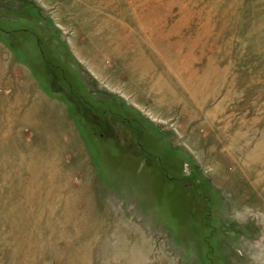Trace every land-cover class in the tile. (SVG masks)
Here are the masks:
<instances>
[{"label":"rangeland","instance_id":"374dc122","mask_svg":"<svg viewBox=\"0 0 264 264\" xmlns=\"http://www.w3.org/2000/svg\"><path fill=\"white\" fill-rule=\"evenodd\" d=\"M256 149L264 0H0V264H264Z\"/></svg>","mask_w":264,"mask_h":264},{"label":"bare ground","instance_id":"6f19581e","mask_svg":"<svg viewBox=\"0 0 264 264\" xmlns=\"http://www.w3.org/2000/svg\"><path fill=\"white\" fill-rule=\"evenodd\" d=\"M130 8H131L132 16L134 17V19H139V20L143 21V19H145L144 17L146 15H148V13H146V12H138L136 10V8L134 7L132 2L130 3ZM149 17H151L152 21L155 22V23H157V19L159 18L158 13H155V14L153 13L152 16H149ZM146 19H148V18H146ZM139 25H141V24H138V26ZM128 29L129 30H133V28L132 29L128 28ZM141 45L142 46L143 45H149L152 49H156L158 47L160 49H165L164 46L155 45L151 41L150 42H146L145 44H141ZM103 56L106 57L107 54L104 53ZM161 59H162V61L165 62L167 74L169 75V77H171V76H173V77L176 76L177 77L176 79H178V82L182 84V88L184 89V91L186 93H188L191 98H193L194 103L199 108H203L204 109L205 107H207L208 103L213 101L215 99L216 95H218L219 92L216 89L217 86L215 88V83H213L214 79L210 75V73H211V71L213 69L212 65H210L209 68L206 71L203 70L200 73V75L198 76L196 74L197 71L196 72H195V70H191V72L189 71L191 65H193V61L191 59L186 60L187 57L184 59V60H186L184 62H181L177 58H174L170 62H168L165 58H161ZM103 61H105V60H103ZM141 75L149 76V77H151V75H152V77L154 78L153 79V84L150 87H148L147 91L151 92V89H152L155 92V94H156V95H154L155 97H154V101H153L154 102V107L157 106V105L164 106L166 104L165 103L166 94L164 93V88H163V85L161 83H163L165 80L162 78L163 80L159 81L156 76H154L153 74L149 73L148 71H146L145 74L141 73ZM188 76L190 77V82L192 83V85L188 84L186 82ZM216 79L217 78H215V80ZM192 89H194L195 91H193ZM223 96H224V100H223L224 102H222V104H219V105H216V106L213 105L214 107H211L208 110L206 109L207 110L206 111L207 112V117H208V118H206L207 124L208 123H214V122L218 121L220 118H221V121L224 120V119H222L223 118L222 116H223L224 113H226L225 111L228 110L226 105L230 101V99L228 98L230 96L228 95V93H227V95L223 94ZM247 161L249 162L250 166L251 165H257L258 166V164H259V166L261 165L260 166L261 170L258 172V174L256 176V180L260 181V182H264V152L261 151V150L256 149L252 156H247L246 163H247Z\"/></svg>","mask_w":264,"mask_h":264},{"label":"flooded vegetation","instance_id":"af4514ba","mask_svg":"<svg viewBox=\"0 0 264 264\" xmlns=\"http://www.w3.org/2000/svg\"><path fill=\"white\" fill-rule=\"evenodd\" d=\"M94 120H95V122H97L96 119H94ZM95 124H97V123H95Z\"/></svg>","mask_w":264,"mask_h":264}]
</instances>
